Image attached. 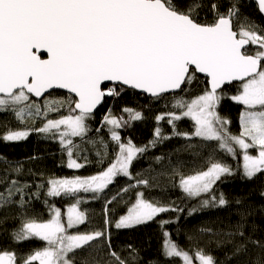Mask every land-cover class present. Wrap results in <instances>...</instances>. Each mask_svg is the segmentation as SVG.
<instances>
[{
	"label": "snow or ice",
	"instance_id": "1",
	"mask_svg": "<svg viewBox=\"0 0 264 264\" xmlns=\"http://www.w3.org/2000/svg\"><path fill=\"white\" fill-rule=\"evenodd\" d=\"M240 4L241 0H228L222 10L220 0H0V113H11L19 123L42 121L30 130L6 129L0 133V141H22L30 131L58 138L68 157L67 167L79 169L83 165L74 158L81 150L74 139L79 138L93 147L101 146L103 150L96 154L103 163L108 144L103 138L85 140L90 131L87 121L94 119L99 106L129 89L155 101L172 97L170 109L155 116L154 138L143 147L135 146L131 139L125 143L117 131L142 120L143 114L126 107L121 111L127 116L118 117L108 109L101 126L108 127L110 139L116 143L115 155L95 175L49 179L37 184L35 192L31 184H21L7 174L0 176V209L15 205L21 213L13 239L18 243L43 242L41 248L24 255L0 251V264H136V250L131 245L126 255L113 247L111 229H130L161 213L184 211L174 202L164 205L148 198V191L159 186V178L167 172L145 177L131 171L139 154L171 138L162 132L161 121L171 126V136L187 141L185 151L195 149L193 155L203 161L194 174L185 175L179 160L169 158L164 165L165 157L155 158L162 168L170 169L173 186L187 197L212 193L222 177L236 174L231 165L217 158L220 153L241 158L240 174L247 180L264 175V26L242 13ZM254 6L264 14V0H254ZM198 74L205 78V90L185 99L181 93ZM229 85L238 91L228 98L243 106L238 134L227 127L231 121L216 111ZM55 89L67 90V99L47 98ZM185 118L191 122L190 132L177 130V122ZM0 162L7 165L3 158ZM11 171L18 176L21 168L12 167ZM117 177L130 183L109 198ZM82 194H91L92 200L103 199L102 227L81 228L91 223L81 209ZM259 195L264 197V190ZM42 196L47 218L28 214L29 202ZM56 198L67 203V208L57 206ZM114 202L124 204L118 218L112 216ZM242 203L235 200L236 205ZM228 204L223 193L199 200L200 208ZM196 211L193 208L188 215ZM237 212L239 220L222 239L210 228H201L200 233L211 234L209 242L217 238V247L232 245V255L226 256V261L252 245L261 253L252 264H264V239L255 237L256 225H249L248 220L255 210L246 206ZM188 240L193 242L189 250L165 240L166 264H177L171 258H179L182 264H221L200 246V237L189 235Z\"/></svg>",
	"mask_w": 264,
	"mask_h": 264
},
{
	"label": "trees",
	"instance_id": "2",
	"mask_svg": "<svg viewBox=\"0 0 264 264\" xmlns=\"http://www.w3.org/2000/svg\"><path fill=\"white\" fill-rule=\"evenodd\" d=\"M208 3L209 0H204ZM222 10L227 7L228 0H220ZM240 9L242 13L247 14L261 26H264V19L260 16L254 3L249 0H241ZM205 10H201V20H203ZM208 19H211V13H208ZM199 77V76H198ZM205 79L199 77L193 81L190 87L181 93L185 99L196 97L205 90ZM237 87L235 85L227 86L224 92L225 98L221 100L216 109L218 115L223 119L231 121L227 127L233 134L239 133V116L243 110V106L233 103L228 97L237 94ZM47 97V96H46ZM68 95L61 92H53L49 99H67ZM172 97L168 96L166 100L155 101L152 98H147L132 90H127L121 93L118 98H108L107 103L103 104L95 113L94 119L87 121L90 131L85 140L99 141L101 138L108 144V155L100 162V158L96 152L101 149L97 144L95 147L91 143L81 142L79 138H74L77 143L81 144L79 155H74L77 162L83 165L79 169H70L67 167L68 157L66 152L62 149L59 139H52L50 136L36 131H30L29 136L18 142H4L0 141V158L7 161L0 162V176L9 175L11 178L18 179L21 184H31L32 192L36 191V185L45 183L49 179L59 178H74L79 175L88 177L97 174L102 168H106L109 162L114 158L116 143L111 141L108 127H102L101 121L104 115L107 114L108 109L112 110L115 116L124 115L123 108H131L143 114V119L132 122L131 126L117 129L122 140L127 143L129 139L135 146L143 147L154 138V128L156 127L155 116L166 112L170 109ZM67 114V109H64ZM56 116L58 114H50ZM42 121L37 120L35 124L29 120L27 123H19L16 121L11 113H0V133H4L6 129L24 130L32 127H39ZM162 132L171 138L158 143L154 148L143 154H139L138 158L133 161L131 171L142 173L145 177L155 176L161 171H165L168 175L159 178V186L154 187L148 191V198L159 201L164 205H174L183 208L182 213L165 212L159 214L152 221L148 223L135 226L130 229L116 230L114 227L112 232L113 247L122 255H126L129 251L128 245H131L136 250L137 260L136 264H166V258L163 256V245L168 238L172 242L177 243L185 250H189L193 246V242L188 240L189 235L200 237V246L205 248V251L212 254L221 264H252L254 260L261 256L260 250L252 245H249L245 252L239 255L232 256L231 260L226 261V256H231L233 248L231 244H222L217 247L216 239L213 238L209 242L208 237L211 234L200 233L201 228L212 229L215 233H220V239L223 238V233L230 230V227L239 220L237 209H243L250 206L255 210V214L248 218L249 225L255 224V237L264 239V197L259 193L264 190V175H259L253 180H247L240 174V166L242 159L225 157L222 153L218 154L217 158L222 159L228 163L236 171L233 176H224L220 181L214 185L213 192L202 194L200 198L187 197L178 186H173L170 179L171 171L167 167L162 168L161 164L156 163V157H165L162 162L167 165L168 159L171 158L173 162L179 160L181 163V170L185 175L194 174L196 170L203 166V161L200 157L193 155L195 149L188 151L184 150V145L187 141L183 137L171 136V126L167 124L166 120L160 122ZM101 129L99 132L97 129ZM177 130L180 132H190L191 122L188 119H182L177 122ZM198 139V138H197ZM214 143V142H213ZM205 151H208L207 149ZM19 166L21 173L17 176L15 172L11 171L12 167ZM130 183L125 177H117L115 183L110 186L111 191L108 192L109 198L119 189L127 186ZM175 183L178 185V178ZM2 187V185H0ZM223 193L229 204L223 208H200L199 200L205 197L210 198L215 194L217 198ZM83 200L81 209L86 212L87 217L91 223L87 226H81L85 231L100 228L103 226V199L92 200L91 194H82ZM43 196L37 200L33 198L27 205L28 214H38L43 218H47V209L43 203ZM50 200L53 198H49ZM241 199L242 204L236 205L235 200ZM59 198L53 200L57 206L63 209L67 208V203L59 201ZM114 209L112 213L113 218H118L124 212L123 203H113L110 206ZM197 211L189 216L188 212L191 209ZM6 213L7 218L3 219ZM20 211L15 205L6 206V209H0V251H11L17 255H24L32 252L43 246V242L39 240H29L23 242H16L12 233L17 231L20 227ZM170 221L167 224H161V221ZM251 229H246L250 231ZM164 232H168L169 236L165 237ZM177 260V264H182L179 258H171Z\"/></svg>",
	"mask_w": 264,
	"mask_h": 264
},
{
	"label": "water",
	"instance_id": "3",
	"mask_svg": "<svg viewBox=\"0 0 264 264\" xmlns=\"http://www.w3.org/2000/svg\"><path fill=\"white\" fill-rule=\"evenodd\" d=\"M249 1H252L253 3H254V0H249ZM259 13V12H258ZM260 14V13H259ZM260 16L264 19V14H260ZM198 76L199 77H202V78H204L203 77V74H198ZM205 79V78H204ZM229 86H231V85H229ZM227 87V86H226ZM130 90V89H129ZM133 91V90H132ZM51 92L53 93V92H61V93H65V94H67V95H69L68 93H67V90H65V89H55V90H51ZM134 92H136V93H138V94H140V95H143V96H145V97H147V98H151V97H149L147 94H141L139 91H134ZM46 96H47V94H46ZM35 99V98H34ZM41 99H44V98H41ZM102 106V105H101ZM101 106H99L98 108H97V110L101 107ZM97 110L95 111V113L97 112Z\"/></svg>",
	"mask_w": 264,
	"mask_h": 264
},
{
	"label": "rangeland",
	"instance_id": "4",
	"mask_svg": "<svg viewBox=\"0 0 264 264\" xmlns=\"http://www.w3.org/2000/svg\"><path fill=\"white\" fill-rule=\"evenodd\" d=\"M231 100V99H230ZM232 101V100H231ZM233 103H235L234 101H232ZM168 239V238H167Z\"/></svg>",
	"mask_w": 264,
	"mask_h": 264
}]
</instances>
